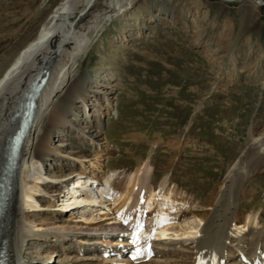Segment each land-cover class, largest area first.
<instances>
[{"label": "rangeland", "instance_id": "374dc122", "mask_svg": "<svg viewBox=\"0 0 264 264\" xmlns=\"http://www.w3.org/2000/svg\"><path fill=\"white\" fill-rule=\"evenodd\" d=\"M61 1L0 0V77ZM121 1L126 10L118 19H102L74 72L75 77H86L82 89L90 101H95V91L106 90L114 103L101 127L104 172L118 168L116 173L123 177L150 163L155 185L168 177L171 187L207 208L206 200L216 195L240 151L256 138L264 141V4L134 0L130 5ZM60 94L57 99L62 98ZM49 123L47 115L43 128ZM72 135L65 130L51 144L63 152L73 151L72 143L83 142L71 140ZM251 156L238 162L235 173L246 174L251 163L259 162L254 176L246 182L239 201L235 183L228 203L238 201L243 217L260 216L256 232H261L249 237L244 258H240L238 242L233 243V252V247L228 249L236 264L264 261V157L251 160ZM56 166L50 161L52 174ZM67 200V194H62L47 210L59 209L69 222L84 219L70 214L74 206ZM89 212L95 218L98 215ZM51 240L31 239L26 264H58L55 255L51 263L44 262L54 248ZM103 241L102 251L92 259L73 253L63 257L98 264H152L153 260L185 264L181 258L190 259L171 255L130 259L136 248L131 249L129 242L117 246V251L126 247L122 253L109 256L112 253L103 250L112 240Z\"/></svg>", "mask_w": 264, "mask_h": 264}, {"label": "bare ground", "instance_id": "6f19581e", "mask_svg": "<svg viewBox=\"0 0 264 264\" xmlns=\"http://www.w3.org/2000/svg\"><path fill=\"white\" fill-rule=\"evenodd\" d=\"M127 1L131 5L134 0ZM221 1L264 4V0ZM125 10L121 0H62L0 77L1 178L10 137L18 128L15 113L19 104L32 80L42 70L50 71L21 147L19 163L10 177L0 216V246L6 249L8 264H26L24 255L33 238L53 239L51 256L44 261L49 263L55 255L58 259L53 261L58 264H98L82 263L78 258L85 256L82 259L89 260L97 256L102 251L99 244L111 238L110 247L103 250L112 253L109 256L119 255L126 248L117 251V246L137 240L142 246L136 247L132 256L171 255L176 259L190 256L181 260L185 264H236L228 256V249L233 247V252V243L238 242L240 258H244L249 237L260 235L261 231L256 232L260 216L252 213L243 217L241 204L237 203L259 162L251 163L252 170L248 169L246 174L235 173L239 161L250 155L251 160L264 157V141L258 142L260 138H254L240 151L239 160L231 165L216 195L206 200L207 208L204 203L192 202L188 195L180 194L177 187H171L168 177L155 185L150 163L123 177L116 173L118 168L105 174L101 163V127L114 103L106 90L95 91L92 95L95 101H90L88 92L82 89L86 77H75L74 72L102 19H118ZM60 93L63 96L57 99ZM92 107L94 111L90 112ZM47 115L50 123L44 129ZM65 130L72 132L71 140L83 142L77 146L72 143L73 151L63 152L51 144ZM50 161L57 165L55 174L50 171ZM103 182L109 185L99 189ZM234 185L238 201L228 203V193ZM62 194H67L65 203L74 206L70 214H79L84 219L69 222L59 209L49 213L47 208ZM38 204L42 208L35 210ZM88 211H97V217L94 212L87 214ZM46 222L52 224L45 225ZM72 253L79 257L75 260L63 257ZM152 264L157 262L153 260Z\"/></svg>", "mask_w": 264, "mask_h": 264}, {"label": "water", "instance_id": "95a60500", "mask_svg": "<svg viewBox=\"0 0 264 264\" xmlns=\"http://www.w3.org/2000/svg\"><path fill=\"white\" fill-rule=\"evenodd\" d=\"M50 75L49 70H42L39 75L36 77L34 82H32V85L28 92L26 93V99L24 101L20 102V121H19V128L17 130V135H15L14 143H17L19 145L20 141H22L23 137L27 135V130L29 126V122L31 120V117L34 112V108L37 105V98L40 94V90L44 86L46 80L48 79ZM18 113H16L17 115ZM15 115V116H16ZM14 149V146H9L8 154L6 155L7 161L6 163H17L18 161V154H13L12 150ZM15 165H13L14 167ZM11 167V171L13 169Z\"/></svg>", "mask_w": 264, "mask_h": 264}]
</instances>
